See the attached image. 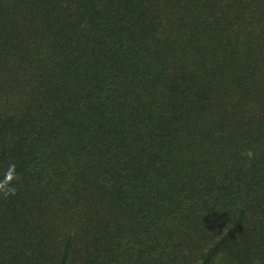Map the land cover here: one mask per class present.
Masks as SVG:
<instances>
[{"label": "trees", "instance_id": "16d2710c", "mask_svg": "<svg viewBox=\"0 0 264 264\" xmlns=\"http://www.w3.org/2000/svg\"><path fill=\"white\" fill-rule=\"evenodd\" d=\"M0 185V264H264V0H0Z\"/></svg>", "mask_w": 264, "mask_h": 264}, {"label": "clouds", "instance_id": "9594fccd", "mask_svg": "<svg viewBox=\"0 0 264 264\" xmlns=\"http://www.w3.org/2000/svg\"><path fill=\"white\" fill-rule=\"evenodd\" d=\"M248 155L251 156L252 155L251 152H249ZM0 187H3V185H0ZM10 191L12 192V194H14V192H15L14 189H11Z\"/></svg>", "mask_w": 264, "mask_h": 264}]
</instances>
